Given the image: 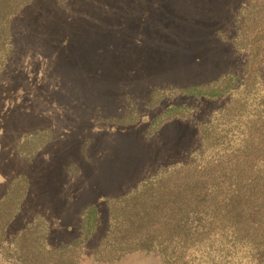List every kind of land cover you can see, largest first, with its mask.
<instances>
[{"label":"rangeland","instance_id":"374dc122","mask_svg":"<svg viewBox=\"0 0 264 264\" xmlns=\"http://www.w3.org/2000/svg\"><path fill=\"white\" fill-rule=\"evenodd\" d=\"M263 27L264 0L22 6L0 68V198L18 177L24 193L8 232L42 216L49 242H68L80 234L82 211L94 206L79 264H164L145 251L94 262L108 201L200 147L202 126L230 94L182 90L241 75L260 57Z\"/></svg>","mask_w":264,"mask_h":264},{"label":"trees","instance_id":"16d2710c","mask_svg":"<svg viewBox=\"0 0 264 264\" xmlns=\"http://www.w3.org/2000/svg\"><path fill=\"white\" fill-rule=\"evenodd\" d=\"M30 0H0V68L13 16ZM259 59L183 94L230 100L202 126L201 145L185 161L159 169L128 193L110 199L109 226L94 262L145 251L164 264H264V27ZM173 109V108H172ZM20 177L0 198V258L5 264H79L97 209L81 213L80 234L51 243L42 216L14 234L8 227L24 193Z\"/></svg>","mask_w":264,"mask_h":264}]
</instances>
